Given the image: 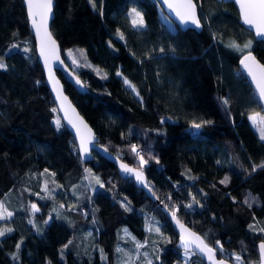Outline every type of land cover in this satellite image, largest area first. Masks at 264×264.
Segmentation results:
<instances>
[{
  "label": "trees",
  "instance_id": "16d2710c",
  "mask_svg": "<svg viewBox=\"0 0 264 264\" xmlns=\"http://www.w3.org/2000/svg\"><path fill=\"white\" fill-rule=\"evenodd\" d=\"M195 2L201 32L180 29L157 0H56L52 33L88 92L58 73L102 145L138 168L131 148L143 149V170L161 203L178 207L209 245L219 241L245 264H260L264 140L251 114L264 112L234 43L253 39L249 51L264 63V41L244 27L232 0ZM138 17L142 28L133 24ZM0 62V203L15 204L2 225L13 231L0 237V264H126L118 251L125 230L143 245L131 264H145L150 241L152 264H184L159 205L105 158L81 160L47 86L23 0H0ZM52 207L58 216L48 220ZM150 221L169 236H153ZM69 243L72 250H63ZM192 263L204 264L196 254Z\"/></svg>",
  "mask_w": 264,
  "mask_h": 264
},
{
  "label": "water",
  "instance_id": "95a60500",
  "mask_svg": "<svg viewBox=\"0 0 264 264\" xmlns=\"http://www.w3.org/2000/svg\"><path fill=\"white\" fill-rule=\"evenodd\" d=\"M232 1L238 9L244 27L247 30L251 31L257 40L264 41V36H257L256 29L254 26H250L245 23L244 9L241 7V0H232ZM23 2L26 8L29 27L35 40L37 58L43 69L47 86L51 92L57 111L65 127L74 137L81 160L84 162L94 161L95 154H98L99 156L113 163L114 166L117 168L119 175L122 178L133 180L139 189L143 190L154 203L159 205L161 211L167 216L171 226L177 233L178 236L177 248L182 251L194 252L204 262V264H213V261L208 259L207 254L200 251V248L198 247L199 241H197L195 237H200L204 241V243H206L209 247H213L216 249L217 247L209 245L199 232L194 230L189 224L183 222L177 215L175 219L172 217L171 213L173 211L168 206L166 207L164 203L160 202V199L156 196V194L152 190V185L149 182V179L146 173L144 172V170L138 167H134L131 164L123 161L118 155L111 152L107 147L102 145L100 143V138L96 134L94 128L88 122L86 117L82 114L79 107L70 97V95L66 92L64 81L60 77L58 72H60L64 77V79L70 84H72L77 89L78 92L85 94L88 92V88L65 60L62 53L61 45L52 33L51 25L55 17L56 0H53L52 13L49 16L48 26H47L48 32L51 34V39L55 41V49H56L55 55H53L48 48L44 49L45 55H41L43 33L41 32L40 35H37V30L33 26L32 18L28 14L27 4L25 0H23ZM34 2L38 3L39 0H34ZM157 2L161 6L165 14L183 31L189 29L196 30L197 32L202 31L203 24L199 15L198 5L195 2V0H191V2L196 9V18L200 22L199 28H196L194 25L191 24V22H189L187 25L181 22V15H186L189 12V9L187 7L188 0H157ZM177 13H180V15H177ZM249 53L251 54V57L253 59H249L244 64H242L241 60H243L244 56L248 55ZM245 64L247 65V67L245 66ZM262 67H264V63L255 55L253 51L245 52L244 54H242V56L239 59L240 71L244 74V76L247 78L248 82L250 83L264 112V99L260 98L259 88L257 87V83L261 81L262 78H264V71H262ZM253 77H255V79ZM77 81H79V83H77ZM73 125H75V127ZM81 137H83V139L86 142L92 141V143L87 144V147L89 149V152L87 154L83 153V150L81 148ZM93 144L95 145L94 148H93ZM122 164L127 165L129 168L133 169L134 171L126 173L121 167ZM140 171L143 172V179H145L147 184L150 185V189L142 185L140 180L136 178V173ZM177 220H179V223H177ZM181 225H183V228H181ZM192 233H194L195 236L191 235ZM181 237H183L184 239L182 240ZM262 242L264 241H261L258 244L260 264H264V261H262L261 259V252L259 249V245ZM186 243H188L187 247L185 246ZM215 259L223 260L224 264H236L234 261L226 257H219L218 249L215 253Z\"/></svg>",
  "mask_w": 264,
  "mask_h": 264
},
{
  "label": "snow or ice",
  "instance_id": "6c2138e0",
  "mask_svg": "<svg viewBox=\"0 0 264 264\" xmlns=\"http://www.w3.org/2000/svg\"><path fill=\"white\" fill-rule=\"evenodd\" d=\"M25 2H26L27 7H28V14L32 18L33 26L37 30V35H40L41 32L43 33L41 55H45V51H44L45 48H48L49 51L53 55H55V52H56L55 41H53L51 39V34L48 32V27H47L49 16L52 13L53 0H39L38 3H35L34 0H25ZM170 7H171V5H170ZM187 7L189 9V12L186 15H181V22L185 25H187L189 22H191L192 25H194L196 28H199L200 22L196 18V9H195V6L192 4L191 0H188ZM241 7L244 9L245 23L250 25V26L255 27L257 36H264V0H241ZM136 15L139 16L140 14L136 13ZM177 15H180V13H177ZM37 18H38V20H37ZM133 24L134 25L139 24V26L142 28L144 26L143 18L140 17V19L138 21L133 20ZM121 38H123V37L121 36ZM49 46H51V47H49ZM16 47H18V46L13 45V48H16ZM244 47L247 48V47H249V45L246 44ZM9 51H11V50H9ZM24 51L27 52L28 49H24ZM161 51H163V49H161ZM46 59H47V57H46ZM249 59H253L251 57L250 53L248 55L244 56V59L241 60V63L244 64ZM245 66L247 67L246 64H245ZM4 68H6V65L3 62H0V69H4ZM262 71H264V67H262ZM118 75H119V73H118ZM253 78L255 79V77H253ZM124 82H125V84L128 83L127 80H125ZM77 83H79V81H77ZM257 87L259 88L260 98L264 99V78H262V80L257 83ZM57 124H59V120H57ZM73 126L75 127V125H73ZM193 127H195L196 129H200L202 127V125L201 124H194ZM262 138H264V137H262ZM88 143H92V141L86 142L83 139V137H81V148L83 150V153H85V154H87L89 152V149L87 147ZM94 147H95V145L93 144V148ZM131 150L136 156L139 157L140 166H141V169H143V166L146 165L148 163V161L144 159V156L141 155V153L138 151V149L135 145H132ZM157 163H159L158 160H157ZM121 167L123 168V170L126 173L134 171L133 169L129 168L127 165L122 164ZM47 171L48 170L45 169V172H47ZM86 171H88V170H86ZM52 175H54V173ZM136 178L138 180H140L142 185H144L145 187H148L150 189V185H148L146 180L143 179V172L142 171L136 173ZM227 182H228V177H225L223 180L220 181L221 184H226ZM97 183H99L98 178H97ZM101 187H103L102 184H101ZM45 191H47V187H45ZM193 202L199 203V201L196 200L195 196H193ZM245 203H248V201H245ZM121 206L125 207L126 210L128 209V205L125 202H121ZM248 206L252 207V204L248 203ZM0 207H2V206H0ZM166 207H167V205H166ZM185 207H187L188 209H191L193 207V205L188 204ZM31 208L34 211H38L37 206L35 204H32ZM178 210L179 209L177 207L176 211H178ZM176 211H173L171 213V215L174 219L176 218ZM12 215L13 214L11 212H7V210L4 209L3 211H0V221L9 220L12 217ZM29 222L31 223V221H29ZM177 223H179V220H177ZM181 228H183V225H181ZM12 231H13L12 228H0V237H4L6 235V233H11ZM155 231L159 232L160 231L159 227H157L155 229ZM261 231H264V229H261ZM191 235L195 236L194 233H192ZM181 239L183 240L184 238L181 237ZM195 239L197 241H199L198 247L200 248V251L206 253L208 256V259L213 261V264H224L223 260H216L215 259V253L217 251L216 248L209 247L206 243H204V241L200 237H195ZM217 245H219V241H217ZM185 246L187 247L188 243H186ZM19 247H20V245L18 244L17 249H19ZM137 247L138 248L143 247V245L138 244ZM259 249L261 252V259H262V261H264V242H262L259 245ZM219 250L223 251L222 245H220ZM118 251H120V250L118 249ZM145 257H147V253H145ZM235 260L237 261V264H240L241 257L236 256ZM146 264H152V260L147 259Z\"/></svg>",
  "mask_w": 264,
  "mask_h": 264
},
{
  "label": "rangeland",
  "instance_id": "374dc122",
  "mask_svg": "<svg viewBox=\"0 0 264 264\" xmlns=\"http://www.w3.org/2000/svg\"><path fill=\"white\" fill-rule=\"evenodd\" d=\"M139 19V17H138ZM248 44L249 47L245 48L244 46ZM254 45V40L253 39H248L246 40V42L243 44V45H239L237 43H234V46L237 50H239L240 53H244V52H248L249 50H251V48L253 47ZM66 56H67V59L69 61H71L70 63L72 65H74L73 63L75 62V59L72 55V53L70 51H67L66 52ZM132 89L133 91L137 94V91L136 89L132 86V84L128 81L127 83ZM56 120H59V118H56ZM251 120L253 122V125L254 127L256 128V130L259 132V135L260 137H264V114L261 113V112H254L251 114ZM60 122V120H59ZM264 140V138H262ZM89 178H91V175H89ZM92 185V190L94 191L95 189H98L100 186V184H98L97 182H93L91 183ZM71 204V203H70ZM3 204H1L0 206H2ZM4 209H2V207H0V211H3ZM30 211L34 212V210L31 208ZM32 212V213H33ZM55 215L58 214V208L57 207H52L51 208V211H50V218L48 220H51V218ZM58 216V215H57ZM150 226L148 227V231H150V233L152 234L153 233V236H156L158 238H161V239H164V238H167L169 235H168V231L166 229V227L159 223L158 221H150ZM10 227V226H8ZM159 227L160 231L157 232L155 231V229ZM0 228H2V225H0ZM6 228V227H4ZM151 229V230H150ZM36 232H38L36 230ZM122 237V241L123 243L120 244V252H121V260L122 261H125L126 264H130L133 262L136 256V254L138 255L139 251H140V248L141 247H137L138 244H141L142 245V242L140 241H135L134 240V237L131 233H129L127 230L124 231L123 235L121 236ZM77 242H78V239H77ZM153 242L155 241H150V244L147 248H145L141 254V256H143V258H141L143 260V262L146 264V260L147 259H151L152 262L157 254V251H156V248H155V244H153ZM134 243V244H133ZM76 245V244H75ZM77 247V245H76ZM217 249H218V252H220L224 257H231L232 260L237 264V261L235 260V257L236 256H240L239 254L237 253H234V252H231V251H225L224 248H223V251H220L219 248H220V243L219 245L216 246ZM70 248V249H69ZM63 250H72V244H68L66 245ZM136 251V252H135ZM126 254L128 253L129 255H126V254H123L125 253ZM145 253H147V257H145ZM194 255L195 253L192 252V251H182V262L185 263V264H193L192 262H194ZM138 258V257H137ZM132 259V260H131ZM240 264H245L243 258L241 257V262Z\"/></svg>",
  "mask_w": 264,
  "mask_h": 264
},
{
  "label": "crops",
  "instance_id": "0c3cea01",
  "mask_svg": "<svg viewBox=\"0 0 264 264\" xmlns=\"http://www.w3.org/2000/svg\"><path fill=\"white\" fill-rule=\"evenodd\" d=\"M1 204L2 203H0V205ZM13 206H15V204L12 202L11 199H9V200H7V202L5 204L2 205V209H6L7 212H11L13 214L12 217H14V212L11 210V208ZM8 207H9V209H8ZM12 217L9 220H6V221H0V225H3V226L6 225L7 224L6 222L10 221L12 219ZM8 224H9V222H8ZM11 226H13V225H11Z\"/></svg>",
  "mask_w": 264,
  "mask_h": 264
},
{
  "label": "built area",
  "instance_id": "2783aa9c",
  "mask_svg": "<svg viewBox=\"0 0 264 264\" xmlns=\"http://www.w3.org/2000/svg\"><path fill=\"white\" fill-rule=\"evenodd\" d=\"M135 146L137 147V149H138V151L141 153V155L143 154V149L139 146V145H137V144H135ZM185 264V263H184Z\"/></svg>",
  "mask_w": 264,
  "mask_h": 264
}]
</instances>
